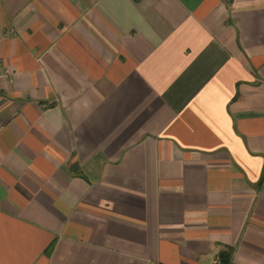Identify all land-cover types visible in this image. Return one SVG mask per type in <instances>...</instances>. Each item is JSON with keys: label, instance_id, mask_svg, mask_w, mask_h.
Listing matches in <instances>:
<instances>
[{"label": "crops", "instance_id": "1", "mask_svg": "<svg viewBox=\"0 0 264 264\" xmlns=\"http://www.w3.org/2000/svg\"><path fill=\"white\" fill-rule=\"evenodd\" d=\"M0 264H264V0H0Z\"/></svg>", "mask_w": 264, "mask_h": 264}, {"label": "built area", "instance_id": "2", "mask_svg": "<svg viewBox=\"0 0 264 264\" xmlns=\"http://www.w3.org/2000/svg\"><path fill=\"white\" fill-rule=\"evenodd\" d=\"M0 129H1V125H0ZM215 264H233V263H230V262H225V261H222L220 259H217Z\"/></svg>", "mask_w": 264, "mask_h": 264}, {"label": "trees", "instance_id": "3", "mask_svg": "<svg viewBox=\"0 0 264 264\" xmlns=\"http://www.w3.org/2000/svg\"><path fill=\"white\" fill-rule=\"evenodd\" d=\"M222 261H225L226 262V260H222Z\"/></svg>", "mask_w": 264, "mask_h": 264}]
</instances>
